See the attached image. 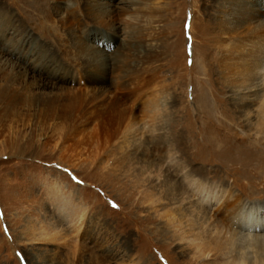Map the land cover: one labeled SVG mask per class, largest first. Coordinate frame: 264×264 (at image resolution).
Listing matches in <instances>:
<instances>
[{
	"label": "rangeland",
	"instance_id": "1",
	"mask_svg": "<svg viewBox=\"0 0 264 264\" xmlns=\"http://www.w3.org/2000/svg\"><path fill=\"white\" fill-rule=\"evenodd\" d=\"M117 1L0 0V264H264L192 189L264 212V134L219 64L233 83L264 0ZM205 90L238 150L205 145Z\"/></svg>",
	"mask_w": 264,
	"mask_h": 264
},
{
	"label": "bare ground",
	"instance_id": "2",
	"mask_svg": "<svg viewBox=\"0 0 264 264\" xmlns=\"http://www.w3.org/2000/svg\"><path fill=\"white\" fill-rule=\"evenodd\" d=\"M132 2L133 0H118L115 4H113L114 6L113 5L112 6L117 8V7H120L118 6L119 4H121L122 6L123 4H128V3L132 4ZM106 6L108 7L109 5L107 3H104V7ZM263 13L264 12L262 11L258 13V16H257L258 19L255 20L256 26L253 29L254 31H252L251 33H248L247 37H245L246 39L242 40V42L239 41L235 46L234 50H238L237 52L241 56H243L245 66L239 69L236 75L237 77L232 79L233 83L231 81L232 73L236 69L233 68L231 63L229 62L227 63V61L224 60L225 59L224 56H222V60L220 59V62H219L221 67H223L221 71L222 74L228 75V76H223V78L225 77V81H227L228 84L231 83V85L233 84L235 86H238L237 90L233 92V102L235 104V107L237 108V111L240 110L242 117L246 118V121H247L246 125L248 126L249 129L252 130L251 133L254 132L256 133V135L257 133L264 134V16H262ZM243 42H245V44ZM1 46H5V45L2 44ZM223 47L225 49L226 45ZM223 47L220 45L219 51L224 50ZM234 52L235 51H233V53ZM96 53L101 54L102 55L101 57L103 56L106 57V55L103 53L102 50L97 51ZM116 96L117 94L113 96L111 103L108 101L102 100L98 105L95 104V106H92L91 108L94 107L98 109L100 107V111H101V108H102V111H104L103 107L110 108L111 106L115 105V102L117 101ZM199 98L201 100V110L203 112V115L207 117V120L205 121V123L203 122L204 123L203 125H205V128H202L203 135L206 133L204 137H206L207 144L205 145H208V147L211 146L213 147V149H215V147H218L220 145L222 148L225 147L224 150H227V152L229 149H231V151L232 149H236L238 146L237 141H241L240 138H242V136H239V135L237 136L233 134V136L230 137L229 132L231 134V130L233 129L235 125L234 123L232 124L227 123L228 121L230 123L231 121L230 118L226 119L224 117L222 119L221 116H217L219 115V113L220 115H222L223 108L218 107L219 100L215 97L214 93L211 91L206 92L205 90L200 93ZM95 114H97V112ZM231 119H234V118L231 117ZM159 130H162V128ZM247 140H249V137L247 138ZM252 142L253 141L250 140V142H248L245 147L247 149H249L250 147H253ZM258 142L260 141L258 140ZM179 144L180 146L185 148V145H183L184 143L179 141ZM243 151L246 152V150H241L240 152H243ZM259 153L261 154V156L258 157L259 159H257L259 163H256V162L255 163L258 165L260 164L264 165V149ZM243 155L244 154H242V156ZM259 168H262V166ZM204 186L200 184L198 186H195V188H192V189H195V194L197 197L196 203L200 207L203 208L201 213L204 214L205 216H207L208 212L211 211V207L214 204H217V206L215 209L213 208V213L211 214V216H213L214 213H217L219 209L224 210L225 212L228 213L225 216L223 215L224 216L223 221L225 223V224L223 223V226L225 225V228L223 227V229L227 231L226 233L224 232L223 233L226 234V236L229 238L231 242L233 240L239 241L240 244H245V247H247L246 245L250 246L254 243H257V241L264 242V215H263L264 212L262 211L260 212L258 211L256 207H249V206H246L245 204L240 206L239 203H237L236 198L231 197L229 201L226 202L224 199L225 194L220 192L219 189L217 190V192H214L215 189L212 188L211 191L215 193L213 194L208 189H205L206 185ZM207 208H209L210 210ZM206 244L210 245L212 244V242L210 243V241H207ZM213 246L218 248L217 243H214Z\"/></svg>",
	"mask_w": 264,
	"mask_h": 264
}]
</instances>
